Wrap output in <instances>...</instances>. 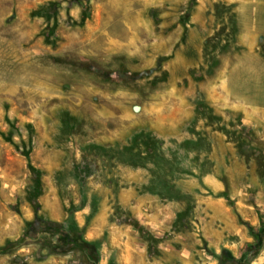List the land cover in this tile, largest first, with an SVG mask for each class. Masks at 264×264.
<instances>
[{"label":"rangeland","instance_id":"1","mask_svg":"<svg viewBox=\"0 0 264 264\" xmlns=\"http://www.w3.org/2000/svg\"><path fill=\"white\" fill-rule=\"evenodd\" d=\"M0 264H264V0H0Z\"/></svg>","mask_w":264,"mask_h":264},{"label":"trees","instance_id":"2","mask_svg":"<svg viewBox=\"0 0 264 264\" xmlns=\"http://www.w3.org/2000/svg\"><path fill=\"white\" fill-rule=\"evenodd\" d=\"M257 235V234H256Z\"/></svg>","mask_w":264,"mask_h":264}]
</instances>
